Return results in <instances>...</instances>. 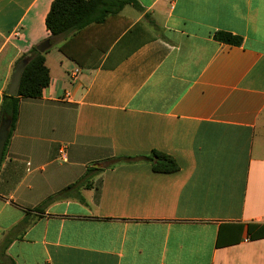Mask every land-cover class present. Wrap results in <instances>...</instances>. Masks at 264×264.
<instances>
[{
  "label": "crops",
  "instance_id": "obj_1",
  "mask_svg": "<svg viewBox=\"0 0 264 264\" xmlns=\"http://www.w3.org/2000/svg\"><path fill=\"white\" fill-rule=\"evenodd\" d=\"M52 1L0 0V104ZM137 1L44 52L0 160V264H264V0ZM151 150L178 169L115 163Z\"/></svg>",
  "mask_w": 264,
  "mask_h": 264
},
{
  "label": "trees",
  "instance_id": "obj_2",
  "mask_svg": "<svg viewBox=\"0 0 264 264\" xmlns=\"http://www.w3.org/2000/svg\"><path fill=\"white\" fill-rule=\"evenodd\" d=\"M124 5L138 7L139 3L137 0H53L45 16V26L50 32L48 40L52 44L57 36L77 33L85 27L106 21L108 15L117 14ZM124 27L126 26H121L113 35V38L111 37L104 46H109ZM214 38L219 42L231 45H239L241 43L239 36L227 31H215ZM59 49L63 54L69 56L65 50V45H61ZM100 50L104 51L105 49L101 48ZM44 52H39L36 46H32L18 59L19 61L23 57H29L22 71L17 93L15 95L4 94L2 97L0 122L4 118L10 119V128L4 150L18 119L20 99L38 98L42 95L43 89L49 85V69L45 64ZM133 159L149 162L152 170L155 172L171 173L178 169V164L173 157L158 150H151L148 154L136 157H117L115 158V163ZM94 169L98 168L93 166L87 167L85 174L80 180L47 196L40 205L35 207V210H40L43 205L54 199L68 195L69 190L78 184H82L86 175ZM248 232L252 238L264 237V224H249ZM8 264L15 263L9 261Z\"/></svg>",
  "mask_w": 264,
  "mask_h": 264
},
{
  "label": "water",
  "instance_id": "obj_3",
  "mask_svg": "<svg viewBox=\"0 0 264 264\" xmlns=\"http://www.w3.org/2000/svg\"><path fill=\"white\" fill-rule=\"evenodd\" d=\"M50 44H51L50 41L48 39H45L36 45V49L39 52H44L46 49L50 47ZM28 60L29 57H23L16 63L7 90V93L9 95H15L17 93L20 77ZM9 128H10V119L9 118L2 119L0 122V160L2 158L6 140L8 138Z\"/></svg>",
  "mask_w": 264,
  "mask_h": 264
},
{
  "label": "built area",
  "instance_id": "obj_4",
  "mask_svg": "<svg viewBox=\"0 0 264 264\" xmlns=\"http://www.w3.org/2000/svg\"><path fill=\"white\" fill-rule=\"evenodd\" d=\"M78 72H79V69L78 68H75L74 70H72V72L70 74L72 80H74L77 77Z\"/></svg>",
  "mask_w": 264,
  "mask_h": 264
},
{
  "label": "rangeland",
  "instance_id": "obj_5",
  "mask_svg": "<svg viewBox=\"0 0 264 264\" xmlns=\"http://www.w3.org/2000/svg\"><path fill=\"white\" fill-rule=\"evenodd\" d=\"M91 172V171H90ZM90 172L86 175V178H85V180H87V179H89L90 177H89V175H90Z\"/></svg>",
  "mask_w": 264,
  "mask_h": 264
}]
</instances>
